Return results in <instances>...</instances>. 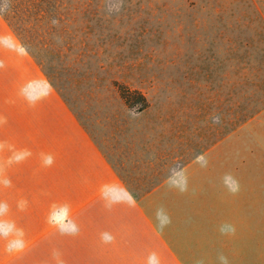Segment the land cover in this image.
<instances>
[{"label": "rangeland", "instance_id": "rangeland-1", "mask_svg": "<svg viewBox=\"0 0 264 264\" xmlns=\"http://www.w3.org/2000/svg\"><path fill=\"white\" fill-rule=\"evenodd\" d=\"M30 7L7 24L12 34L0 24L7 63L13 50L32 56L102 145L146 140L168 160L198 158L182 179L198 197L172 201L192 210L183 237L199 243V264H264V0ZM114 82L141 91L148 107L126 106Z\"/></svg>", "mask_w": 264, "mask_h": 264}, {"label": "crops", "instance_id": "crops-1", "mask_svg": "<svg viewBox=\"0 0 264 264\" xmlns=\"http://www.w3.org/2000/svg\"><path fill=\"white\" fill-rule=\"evenodd\" d=\"M10 59L0 48V78L14 74L0 110V264H199L183 237L192 210L172 201L198 197L182 181L198 158L102 145L32 56Z\"/></svg>", "mask_w": 264, "mask_h": 264}, {"label": "trees", "instance_id": "trees-1", "mask_svg": "<svg viewBox=\"0 0 264 264\" xmlns=\"http://www.w3.org/2000/svg\"><path fill=\"white\" fill-rule=\"evenodd\" d=\"M44 0H0V15L11 27H14L13 20L18 18L22 14L30 13V6L36 5ZM40 15H44L40 14ZM114 86L117 92L129 108L137 107L138 111H143L148 107V101L146 96L137 89H131L125 84L114 82Z\"/></svg>", "mask_w": 264, "mask_h": 264}]
</instances>
